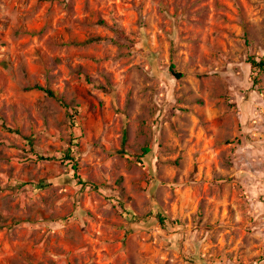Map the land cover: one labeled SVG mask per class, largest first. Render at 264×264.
Wrapping results in <instances>:
<instances>
[{"label":"rangeland","instance_id":"obj_1","mask_svg":"<svg viewBox=\"0 0 264 264\" xmlns=\"http://www.w3.org/2000/svg\"><path fill=\"white\" fill-rule=\"evenodd\" d=\"M251 56L264 0H0V264H264Z\"/></svg>","mask_w":264,"mask_h":264},{"label":"trees","instance_id":"obj_2","mask_svg":"<svg viewBox=\"0 0 264 264\" xmlns=\"http://www.w3.org/2000/svg\"><path fill=\"white\" fill-rule=\"evenodd\" d=\"M249 62H250V65L253 69H257L258 71H261L264 69V59L263 58H260L259 60H256L254 57H249ZM176 75H179V73H176ZM88 80H89V77H88ZM35 88L37 89H40L42 91H44L46 94H48L49 96H55V94L50 90V89H47V88H44V87H41L39 85H34ZM62 105L66 108V109H69V110H66L67 111V115H68V118H69V130H70V143L71 145L68 146L66 148V151L64 152L63 156H59L57 158H60V161L63 162L65 161L66 164H69L71 165L72 169H75L76 168V165H77V162L75 161L74 159V156H73V153H74V148L73 146H75L77 144V140L75 137H73V128H75L76 126V116L78 114V109H77V106H73L71 108L68 107V105L63 102L62 100H59ZM9 129V128H7ZM25 138V141L28 142V146L30 147V150L33 152L34 151V148H33V145L31 143V140L28 139L27 137H24ZM125 138H126V134H125V131L122 133V144L125 142ZM144 151H147V148L144 147L143 148ZM122 153H124L122 150H121ZM35 156L37 159H51V157H47V156H44V155H41V154H38L37 152H35ZM64 163V162H63ZM79 183L81 184H84L86 183L84 179H79ZM33 185H34V189H42L44 187H46L48 185V183H46L44 180H39V181H36V182H33ZM123 213H124V216L132 221H137L139 220L141 217H139L138 215L134 214L131 210L129 209H124L123 210ZM151 215H154V217L161 223V224H165L166 222V217H164V215H162L161 213L159 212H155V213H151ZM143 218V216H142Z\"/></svg>","mask_w":264,"mask_h":264}]
</instances>
